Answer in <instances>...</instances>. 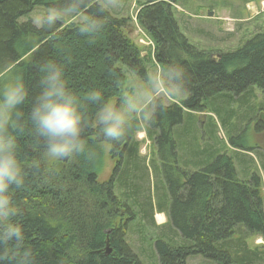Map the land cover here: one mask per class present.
<instances>
[{"label": "trees", "instance_id": "obj_1", "mask_svg": "<svg viewBox=\"0 0 264 264\" xmlns=\"http://www.w3.org/2000/svg\"><path fill=\"white\" fill-rule=\"evenodd\" d=\"M90 2L95 6L98 0ZM173 3L176 0L137 3L135 22L150 41L143 47L134 39L131 16H116L108 10L111 19L92 42L73 25L60 24L46 31L31 20L18 21L35 6L63 7L65 0H0V67L16 62L23 71L29 103L21 110L30 112L40 91L43 66L52 62L63 68L82 114L85 153L65 161H52L44 154L43 139L27 122V115L23 132L14 133L25 175V185L14 191V200L22 209L26 244L34 249L38 264H150L152 258L157 264H186L192 256L217 264H264V248L247 242L252 236L264 240L260 176L261 172L264 178V150L236 144L233 137H228L231 148L222 139L202 145L197 121L189 118L185 124L184 118L185 114L191 117V112L205 113L207 103L215 101L228 136L253 119L257 136H264V106L250 109L246 102L252 85L264 93V29L233 50L211 55L180 32ZM148 60L158 68L182 65L186 97L179 103L161 100L165 107L144 125L157 160L147 167L136 159L138 143L133 134L125 139L123 149L116 150L117 164L103 180L99 175L104 168V138L100 127L94 126L99 105L86 93L98 88L107 97L122 94L126 76L116 63L144 79ZM139 127H133L136 133ZM252 152L260 156V172ZM88 153L95 154V164L86 163ZM33 162L39 164L38 171ZM149 190L156 191L157 210L167 212L162 226L153 225ZM139 214H151L146 225L154 233L150 254L148 248H136L143 261L125 239L129 223Z\"/></svg>", "mask_w": 264, "mask_h": 264}, {"label": "clouds", "instance_id": "obj_2", "mask_svg": "<svg viewBox=\"0 0 264 264\" xmlns=\"http://www.w3.org/2000/svg\"><path fill=\"white\" fill-rule=\"evenodd\" d=\"M121 0H65L63 7L49 6L38 13L34 26L52 31L58 25H73L81 36L95 42L109 23V9H117ZM146 85L130 82V91L107 97L98 88L90 89L86 98L97 101L95 125L99 126L106 141H119L132 124L133 118L150 122L164 97L184 93L187 77L185 68L178 63L161 66L144 78ZM29 87L23 71L16 62L0 67V264H38L34 249L26 244V226L22 209L14 200V191L25 185L24 168L18 158L16 132H23L25 116L36 135L42 137L44 154L52 161L64 160L85 153L81 138L82 114L76 95L69 89L63 68L52 62L43 66L40 91L34 97L30 112L25 114L22 105L29 103ZM94 153L84 159L95 164ZM34 170L39 164L33 162Z\"/></svg>", "mask_w": 264, "mask_h": 264}, {"label": "rangeland", "instance_id": "obj_3", "mask_svg": "<svg viewBox=\"0 0 264 264\" xmlns=\"http://www.w3.org/2000/svg\"><path fill=\"white\" fill-rule=\"evenodd\" d=\"M141 1L144 0H121V6L117 9H109V12L113 14V11H115V13H117L115 14L116 16H131V24L135 28L133 34L134 39L141 46L147 47L150 41H148L147 37L144 36L134 19L135 11L138 8L137 3ZM171 8L180 32L187 38L188 42L197 49L211 52V55H217L223 51L233 50L243 45L253 33L259 31L260 29H264V0H176V3H173ZM47 9L48 8L44 6H35L30 13L20 17L18 21L25 22L27 20H31L34 24L36 15L47 11ZM116 66L121 68L126 76V84L123 92L131 90L129 84L133 81L137 85H146L145 79L139 78L121 63H116ZM145 66L147 74L152 73L158 68V66H156L151 60H148ZM248 93H250V98H248V100L246 99V102L248 103L250 109L264 106V93H262L256 85L250 86ZM185 97L186 94L183 93L180 96L171 98L164 97L161 100L166 104L171 103L173 100L179 103V101ZM236 104L237 102L234 103L235 108H237ZM206 107L207 110L205 113L191 112V117L187 114L184 115L185 124L188 123L187 120L189 118H193L197 121L199 139L202 145L211 144L222 139L227 147H230L228 137H233L236 144L250 148L256 146L255 149L264 150V136H257V125L254 119L242 124L239 131L232 132V134L228 136L226 131L222 128L221 119L215 110V101L208 102ZM230 123H232V121H230ZM145 124L146 122L133 118L131 126L128 128L122 139L119 141H102L101 145L105 157L103 165L104 168L100 173L99 178L105 180L112 175L113 168H111V166L113 161L116 159V150H118V148L119 150L123 149V144L127 142V140H125L126 138L133 136V134L135 136L136 129L134 130L133 127L139 125L140 127L138 130H141L146 134ZM213 126L216 127V131H214V139L212 134L214 128ZM258 128H261L260 125H258ZM140 138H143V136ZM146 145L150 151H154L155 148L153 149L154 145L152 142L147 143ZM156 151L157 150H155V157L157 158ZM222 151H227L232 156L234 154L227 148H224ZM250 154L253 155L254 167H257L260 172V156L254 152ZM247 162L249 163V161ZM236 164L237 162L235 160V165ZM254 167H252V172H256ZM260 176L263 185L262 196L264 201V178L261 172ZM149 191L152 195L151 199H149V211L152 214V212L156 211L158 208V196L155 194V190ZM142 205L146 208L148 207L147 203H143ZM151 214H145V217L139 214L135 220L129 223L125 235V239L129 243L131 249L138 254L142 261L143 257L138 253L140 250H136V248L138 249L140 245L146 249L148 248V254H150L154 248L152 244V237L154 236V233L146 225V223L150 220L149 218L151 217ZM247 242L250 246H261L264 248V240L261 237H249L247 238ZM151 260L150 264H157L155 263V261L157 262L156 258H152ZM186 264L217 263L206 260L200 256H192L186 260Z\"/></svg>", "mask_w": 264, "mask_h": 264}, {"label": "crops", "instance_id": "obj_4", "mask_svg": "<svg viewBox=\"0 0 264 264\" xmlns=\"http://www.w3.org/2000/svg\"><path fill=\"white\" fill-rule=\"evenodd\" d=\"M174 102H176V101H174ZM141 135L143 136V138H140V137H142ZM134 141L138 143V149L136 150V154H135L137 160H141V161L145 162V166H147V167H148V165L150 166V163L152 162V160H154V159L157 160V158L155 157L154 147H153L154 151L153 150L150 151V149L147 148L146 144L151 143V141L146 136L145 133H143L142 131L137 132L134 136ZM116 164H117V160L115 159L112 163L111 168H113ZM159 166H161V165L159 164ZM149 177H150V172H149ZM173 179H178V180L184 181L183 177H179V176H174ZM152 220H153L154 226H162V225L166 224L167 220H168L167 212L164 210L154 211L153 215H152Z\"/></svg>", "mask_w": 264, "mask_h": 264}, {"label": "water", "instance_id": "obj_5", "mask_svg": "<svg viewBox=\"0 0 264 264\" xmlns=\"http://www.w3.org/2000/svg\"><path fill=\"white\" fill-rule=\"evenodd\" d=\"M66 159L62 160V161H65ZM110 252V249L109 248H106V253H109Z\"/></svg>", "mask_w": 264, "mask_h": 264}, {"label": "bare ground", "instance_id": "obj_6", "mask_svg": "<svg viewBox=\"0 0 264 264\" xmlns=\"http://www.w3.org/2000/svg\"><path fill=\"white\" fill-rule=\"evenodd\" d=\"M134 156V155H133ZM177 157V156H176ZM196 165V164H195Z\"/></svg>", "mask_w": 264, "mask_h": 264}]
</instances>
